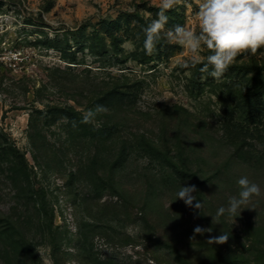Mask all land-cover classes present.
I'll use <instances>...</instances> for the list:
<instances>
[{
    "label": "rangeland",
    "instance_id": "1",
    "mask_svg": "<svg viewBox=\"0 0 264 264\" xmlns=\"http://www.w3.org/2000/svg\"><path fill=\"white\" fill-rule=\"evenodd\" d=\"M157 3L0 0V130L24 156L29 176L6 170L5 182L0 175V229L15 221L12 234L31 243L0 264H264V122L248 123L241 111L255 92L264 97V48L237 57L222 82L205 79L200 65L177 67L187 52L163 33L147 55L141 28L146 17L156 18ZM197 10L196 0H184L166 13L165 29L191 25ZM46 38L82 63L64 61ZM87 44L150 62L114 64L91 55ZM229 79L238 84L233 101ZM122 84L134 88L133 97L102 104L107 111L90 123L73 125L49 112L72 106L84 115ZM168 162L186 176H175ZM242 176L260 195L235 222L223 215L216 223ZM190 184L199 210L174 200ZM197 225L212 231L194 234ZM221 233L230 235L227 243L207 241Z\"/></svg>",
    "mask_w": 264,
    "mask_h": 264
},
{
    "label": "clouds",
    "instance_id": "2",
    "mask_svg": "<svg viewBox=\"0 0 264 264\" xmlns=\"http://www.w3.org/2000/svg\"><path fill=\"white\" fill-rule=\"evenodd\" d=\"M182 3L184 0H158L155 5L158 8L156 18L146 17L149 22L141 31L144 36L143 50L147 55L153 54L163 33L170 44L187 52L185 57L177 61V67L189 69L200 65L199 71L206 74L205 79L211 76L216 82H222L225 73L236 63L237 57L255 56L264 48V0H196L198 10L194 22L191 25L177 24L166 30L169 19L166 13ZM127 50H134V45ZM106 111L103 105H96L85 112L81 122L90 123L98 114ZM237 184L240 189L238 195L229 197L227 206L217 209L216 223H220L219 217L223 215L232 217L235 222L234 218L246 208L252 197L261 193L260 186L246 176L240 177ZM196 192L194 184L181 185L174 200L180 199L186 206L199 210L202 202L195 197ZM193 201H196L195 204ZM211 231V227L197 225L193 228L194 234L203 235ZM229 236L221 233L210 236L207 241L224 244Z\"/></svg>",
    "mask_w": 264,
    "mask_h": 264
},
{
    "label": "trees",
    "instance_id": "3",
    "mask_svg": "<svg viewBox=\"0 0 264 264\" xmlns=\"http://www.w3.org/2000/svg\"><path fill=\"white\" fill-rule=\"evenodd\" d=\"M116 22L117 21L115 20L111 21V23H116ZM54 39L55 40L53 41L51 38H46L45 39L46 46L58 51L60 53V57L68 63L75 64V65L82 63L83 58H77V56L75 55V52L73 53V55L68 54L64 48L58 45L59 42L57 41V38H54ZM104 47H105L104 44L102 45V47L101 46L98 47L97 45H90V44H87L86 46L88 51H90L89 53L91 55H94L95 57H100V59H103L104 57L108 56L110 58L111 63H114V64L115 63H125L126 60L128 59L135 60L136 62L140 64H148L150 62V59L148 58L147 55H144L143 57L138 58L136 54L134 53L133 54L132 53L119 54L118 51L105 50ZM83 48L84 46H81V49ZM225 84L228 85V88H226L227 90H230V89L232 90L230 91L229 95L232 97L231 101H233L235 97L234 92L238 84L234 81H231L230 79ZM126 85L122 84L121 86H114L112 89L108 90L102 96L96 98L95 101L92 102V106L90 107V109L95 108L96 105L109 104L111 103V101H115V100L131 99V97H133V95L135 94L134 88L126 91V89L129 88V85L128 84ZM263 108H264V97L263 95H261L260 91H258V92H255V94L252 96L250 100H247V99L244 100V106L241 108V111L243 114L246 115L245 120L248 123L250 122L263 123L264 121L261 120V118L264 117V113L262 112ZM230 109L232 110L233 108L230 107ZM234 109L236 108L234 107ZM49 112L53 116H58V115L62 116L68 122H71L73 125H77L78 122L81 121L83 117V112L81 110H77L73 108L72 106L53 107V108H50ZM45 115H47V113H45ZM105 129L106 127L101 126L100 128L94 131L97 133H101ZM250 149H251V145H250ZM237 150L241 154H243V152L248 153L249 148L248 150H245L243 152L239 147ZM168 165L171 167V171L173 172V174L177 176L178 178H184L186 176L178 168V166H176L173 162H168ZM6 170L12 171L13 173H17L18 175H21L23 179L28 181L29 176L27 174V165H26L24 156L19 153L18 149L16 148L13 142L6 140L4 133L0 130V175H3ZM9 177L10 176H8L7 173L4 174V181L7 182V179L8 180L10 179ZM33 206L35 209L34 214L36 213L37 215H39L41 213V206L40 207L35 206V204ZM2 221L3 220L0 217V222ZM6 221L8 225L7 228L4 230L0 229V257H3L5 260L10 262L13 259L9 256L12 251L20 247L23 248L22 250L25 251L30 248L31 243L29 240H24L23 238L22 240H20L19 238L15 237L12 234L11 229L16 227L17 222L15 221L12 222L11 220L9 221L6 220ZM255 251H259V250H255ZM232 254L225 252L223 257L226 258ZM24 255L25 254L21 255V257L24 258L25 257ZM260 257H261L260 254L256 256L257 259ZM34 258H35L34 255L31 254V256L29 257V261L32 262ZM229 263L230 261L227 262L226 264H229Z\"/></svg>",
    "mask_w": 264,
    "mask_h": 264
},
{
    "label": "built area",
    "instance_id": "4",
    "mask_svg": "<svg viewBox=\"0 0 264 264\" xmlns=\"http://www.w3.org/2000/svg\"><path fill=\"white\" fill-rule=\"evenodd\" d=\"M1 67H2V57H0V71H1Z\"/></svg>",
    "mask_w": 264,
    "mask_h": 264
}]
</instances>
